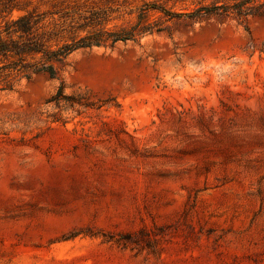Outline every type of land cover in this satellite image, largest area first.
Instances as JSON below:
<instances>
[{"label":"rangeland","instance_id":"obj_1","mask_svg":"<svg viewBox=\"0 0 264 264\" xmlns=\"http://www.w3.org/2000/svg\"><path fill=\"white\" fill-rule=\"evenodd\" d=\"M17 0L138 23L145 5ZM15 11L14 17L22 14ZM0 92V264H264V18L168 20Z\"/></svg>","mask_w":264,"mask_h":264},{"label":"trees","instance_id":"obj_2","mask_svg":"<svg viewBox=\"0 0 264 264\" xmlns=\"http://www.w3.org/2000/svg\"><path fill=\"white\" fill-rule=\"evenodd\" d=\"M15 11L23 13L14 17ZM151 12L163 13L169 21L235 19L247 26L251 17L264 18V0H215L188 13H173L147 4L140 10L135 26L115 29L109 27L110 21L103 11L77 15L74 11L23 10L17 6V0H0V92L12 91L22 79L45 75L60 83L51 102L89 107L82 97H67L64 93V72L70 57L80 50L113 49L118 43L138 42L147 34L162 32L149 22Z\"/></svg>","mask_w":264,"mask_h":264}]
</instances>
